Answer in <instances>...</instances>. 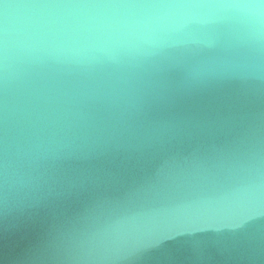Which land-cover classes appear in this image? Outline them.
Wrapping results in <instances>:
<instances>
[{"label": "clouds", "instance_id": "clouds-1", "mask_svg": "<svg viewBox=\"0 0 264 264\" xmlns=\"http://www.w3.org/2000/svg\"><path fill=\"white\" fill-rule=\"evenodd\" d=\"M0 264H264V0H0Z\"/></svg>", "mask_w": 264, "mask_h": 264}]
</instances>
